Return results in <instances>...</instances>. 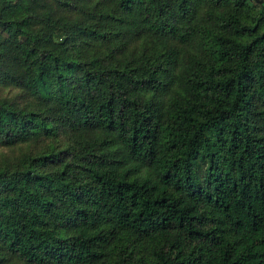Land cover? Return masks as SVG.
Masks as SVG:
<instances>
[{
    "label": "trees",
    "instance_id": "trees-1",
    "mask_svg": "<svg viewBox=\"0 0 264 264\" xmlns=\"http://www.w3.org/2000/svg\"><path fill=\"white\" fill-rule=\"evenodd\" d=\"M0 264H264V2L0 0Z\"/></svg>",
    "mask_w": 264,
    "mask_h": 264
},
{
    "label": "water",
    "instance_id": "water-1",
    "mask_svg": "<svg viewBox=\"0 0 264 264\" xmlns=\"http://www.w3.org/2000/svg\"><path fill=\"white\" fill-rule=\"evenodd\" d=\"M257 3L262 4L264 0H255Z\"/></svg>",
    "mask_w": 264,
    "mask_h": 264
}]
</instances>
